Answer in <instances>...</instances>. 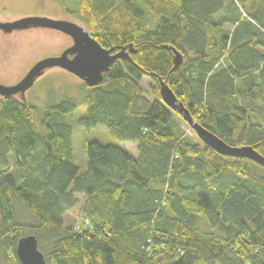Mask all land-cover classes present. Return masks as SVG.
<instances>
[{
	"label": "trees",
	"instance_id": "obj_1",
	"mask_svg": "<svg viewBox=\"0 0 264 264\" xmlns=\"http://www.w3.org/2000/svg\"><path fill=\"white\" fill-rule=\"evenodd\" d=\"M68 14L136 50L85 92L80 125L118 143L86 142L80 172L60 118L75 99L38 128L33 105L0 98V264H21L29 234L47 264H264V167L187 137L159 94L162 79L197 123L264 156V0H76Z\"/></svg>",
	"mask_w": 264,
	"mask_h": 264
},
{
	"label": "rangeland",
	"instance_id": "obj_2",
	"mask_svg": "<svg viewBox=\"0 0 264 264\" xmlns=\"http://www.w3.org/2000/svg\"><path fill=\"white\" fill-rule=\"evenodd\" d=\"M75 7L76 0H0V21L13 22L26 17H47L68 20L89 31L88 25L81 19L68 14V11ZM40 28L30 30L25 28L11 34L0 32V83L5 85L18 83L37 61L60 55L73 44L72 38L63 32L52 28ZM139 84L144 95L152 99L153 80L144 76ZM87 88L88 86L80 78L56 66L45 69L44 73L25 92L24 100L20 98L19 93L14 95L15 99L35 107L38 128L40 127L39 118L48 104L59 103L64 98H72L78 102L77 109L71 113L62 114L60 118L72 128L73 157L80 172L87 168V155L84 149L86 142L118 143L104 125H97L89 130L80 125V119L85 114ZM0 98L3 97L0 96ZM175 118L182 123L187 137L202 143L182 117L175 116ZM262 119V117L257 118L256 122L264 124ZM123 144L128 150L134 152L135 148L130 142H123ZM255 169L257 173L264 176L263 170ZM80 223H78L79 227ZM90 225L88 221L82 224L88 227Z\"/></svg>",
	"mask_w": 264,
	"mask_h": 264
},
{
	"label": "water",
	"instance_id": "obj_3",
	"mask_svg": "<svg viewBox=\"0 0 264 264\" xmlns=\"http://www.w3.org/2000/svg\"><path fill=\"white\" fill-rule=\"evenodd\" d=\"M52 28L69 35L73 44L66 48L60 55L45 57L37 61L24 77L14 85L0 83V96L3 98L14 97L17 93L24 100L25 92L34 84L47 68L60 67L78 78L88 87L99 85L104 74L118 60H130V54L136 50L132 45L121 46L118 50L103 47L90 32L78 24L47 17H26L13 22H1L0 30L10 33L14 30L27 29L28 27ZM167 49H171L164 46ZM172 71L181 64L183 56L173 50ZM159 84V94L163 103L171 110L180 114L183 120L191 127L200 141L220 155L249 159L264 167V156L249 145H229L219 136L197 123L189 111L178 102L173 91L162 80ZM16 255L21 264H47L43 253L38 249L37 239L29 234L18 239Z\"/></svg>",
	"mask_w": 264,
	"mask_h": 264
},
{
	"label": "crops",
	"instance_id": "obj_4",
	"mask_svg": "<svg viewBox=\"0 0 264 264\" xmlns=\"http://www.w3.org/2000/svg\"><path fill=\"white\" fill-rule=\"evenodd\" d=\"M122 144V146L125 148V149H127L128 150V148L123 144V143H121ZM129 144V143H128ZM130 144H132L133 146H134V152H132V151H130V150H128L134 157H137V145L136 144H133V143H130Z\"/></svg>",
	"mask_w": 264,
	"mask_h": 264
},
{
	"label": "flooded vegetation",
	"instance_id": "obj_5",
	"mask_svg": "<svg viewBox=\"0 0 264 264\" xmlns=\"http://www.w3.org/2000/svg\"><path fill=\"white\" fill-rule=\"evenodd\" d=\"M30 30V29H41L40 27H30V28H27L26 30ZM0 32L1 33H3V34H11V33H13V32H19L18 30H14V31H12V32H10V33H4L2 30H0ZM37 80V79H36ZM35 83V82H34ZM14 98V97H13Z\"/></svg>",
	"mask_w": 264,
	"mask_h": 264
}]
</instances>
